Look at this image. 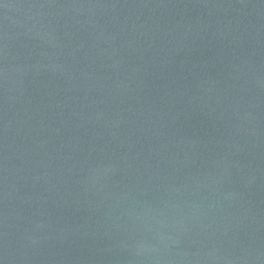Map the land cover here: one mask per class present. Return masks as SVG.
<instances>
[{"label": "water", "instance_id": "obj_1", "mask_svg": "<svg viewBox=\"0 0 264 264\" xmlns=\"http://www.w3.org/2000/svg\"><path fill=\"white\" fill-rule=\"evenodd\" d=\"M0 264H264V0H0Z\"/></svg>", "mask_w": 264, "mask_h": 264}]
</instances>
